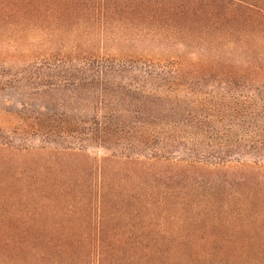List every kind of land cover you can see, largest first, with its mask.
Returning <instances> with one entry per match:
<instances>
[{"label": "rangeland", "instance_id": "1", "mask_svg": "<svg viewBox=\"0 0 264 264\" xmlns=\"http://www.w3.org/2000/svg\"><path fill=\"white\" fill-rule=\"evenodd\" d=\"M86 55L164 73L110 118L145 133L86 130L46 66ZM198 103L240 124L198 147L264 138V0H0V264H264V163L187 157Z\"/></svg>", "mask_w": 264, "mask_h": 264}, {"label": "trees", "instance_id": "2", "mask_svg": "<svg viewBox=\"0 0 264 264\" xmlns=\"http://www.w3.org/2000/svg\"><path fill=\"white\" fill-rule=\"evenodd\" d=\"M69 59V58H68ZM50 70L57 74H62L64 77L61 79V86H64L65 80L69 82V88L73 91H79L82 93H91L92 97L89 98L90 112L92 116L89 121V126L86 129L88 132L99 131L103 136H115L119 139H124L125 135L129 132L134 133H145V130H141V126H132L126 124L119 120H110V118L115 117L119 119L122 115H131L135 114V111L138 112L139 97L136 96L140 84L138 83H125L123 80H135V77H141L146 79H162L164 80L166 76L164 75H154L149 71H142L141 66L138 65L136 60H127L122 61L119 59H112L109 57L103 56H79L75 59H69L65 62L63 61L60 65H46ZM151 67V66H149ZM178 78V72L171 74V79L174 80ZM132 88V90H125L126 88ZM95 95H94V94ZM211 94V93H208ZM207 95L205 92L202 94V97ZM81 99L83 97L79 96ZM203 99V98H202ZM125 104V105H124ZM200 108H195L191 112H187L188 115H191V120H186L183 124L177 123L171 124L174 128L188 129V132L193 136V142H180L185 147L188 152L189 158L194 161L204 163L208 166H219L223 167L231 163H238L244 155L250 157V163L254 166H259V163H264V138H254L253 140H240L235 142V146L231 150L223 148L226 146L213 145L207 143L203 147H198L203 141L204 137L209 138L212 134L217 131V128H224L222 124H226V127L232 128L233 126L240 127V124L234 123L233 119H229L225 122L228 115H226L230 107L227 109L219 106L217 104H211L208 107H204L198 103ZM88 107H82L79 113L82 116L89 114ZM134 107V108H133ZM133 108V109H132ZM251 108H246L248 110ZM135 110V111H134ZM234 109H232L233 111ZM244 110V111H245ZM237 112V110H234ZM235 113V112H234ZM115 121L114 123H111ZM218 124V125H217ZM206 134V136H204ZM148 140L146 141L147 144ZM108 146V144H105ZM104 148H108L106 146ZM126 146H113L114 149L120 151L122 155ZM124 147V149H123ZM134 147V146H132ZM147 147V146H146ZM208 148V149H207ZM81 149V147L79 148ZM131 151V152H130ZM129 153H133L131 148ZM113 153L114 150L112 151ZM126 154V156H128Z\"/></svg>", "mask_w": 264, "mask_h": 264}]
</instances>
